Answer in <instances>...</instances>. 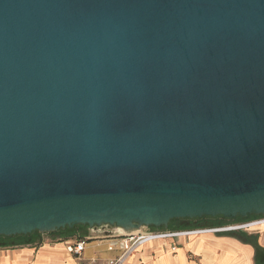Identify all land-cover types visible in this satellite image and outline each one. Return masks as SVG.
<instances>
[{"label": "water", "instance_id": "95a60500", "mask_svg": "<svg viewBox=\"0 0 264 264\" xmlns=\"http://www.w3.org/2000/svg\"><path fill=\"white\" fill-rule=\"evenodd\" d=\"M264 216V0H0V237Z\"/></svg>", "mask_w": 264, "mask_h": 264}, {"label": "crops", "instance_id": "0c3cea01", "mask_svg": "<svg viewBox=\"0 0 264 264\" xmlns=\"http://www.w3.org/2000/svg\"><path fill=\"white\" fill-rule=\"evenodd\" d=\"M257 228L255 232L196 233L149 242L126 264H255V248L242 236H256L257 245L264 248V223ZM106 238L88 230L82 238L87 239L84 251L77 258L66 246L80 239L47 235L31 244L0 248V264H106L115 254L107 251Z\"/></svg>", "mask_w": 264, "mask_h": 264}, {"label": "built area", "instance_id": "2783aa9c", "mask_svg": "<svg viewBox=\"0 0 264 264\" xmlns=\"http://www.w3.org/2000/svg\"><path fill=\"white\" fill-rule=\"evenodd\" d=\"M264 217V216H263ZM249 219L243 221H233L225 225L209 228V229H194V230H161L152 228H142L139 231L110 236L107 240V251L114 252L106 264H126L127 259L136 252L141 246L149 242L175 238L179 236H188L196 233H229V232H246L252 230L253 227H258L264 219ZM87 239L76 240L66 246V251L69 254L81 257Z\"/></svg>", "mask_w": 264, "mask_h": 264}, {"label": "trees", "instance_id": "16d2710c", "mask_svg": "<svg viewBox=\"0 0 264 264\" xmlns=\"http://www.w3.org/2000/svg\"><path fill=\"white\" fill-rule=\"evenodd\" d=\"M248 218L257 219L260 217H248ZM227 221H233V220L223 219L221 217H217L214 219L201 218L196 220H173L168 224V229L169 230L209 229V228L222 226ZM234 221H243V220L237 218L234 219ZM86 229L87 227L84 226H75L71 230L68 229L58 230L48 235L55 236L56 238H60L62 240H69L72 238L82 239L84 236H86ZM40 236H42V234L32 233L27 236H15L9 238L0 237V248L31 244L38 241ZM242 239L245 242L251 243L254 246L255 264H264V248H261L257 245L256 236L243 235Z\"/></svg>", "mask_w": 264, "mask_h": 264}, {"label": "rangeland", "instance_id": "374dc122", "mask_svg": "<svg viewBox=\"0 0 264 264\" xmlns=\"http://www.w3.org/2000/svg\"><path fill=\"white\" fill-rule=\"evenodd\" d=\"M249 219L250 218H247V219H244V220H248L249 221ZM258 219V218H257ZM262 219H264V217L263 218H261V220ZM251 220V219H250ZM234 221V220H233ZM233 221H227L225 224H227V223H230V222H233ZM224 224V225H225ZM263 224V223H262ZM257 230H259L257 227H255L253 230H250V231H246V232H255V231H257ZM88 231V229H86V232ZM241 232V231H240ZM48 234H44V235H42V236H40V238H45V236H47ZM48 236H51V235H48ZM51 237H53V236H51Z\"/></svg>", "mask_w": 264, "mask_h": 264}, {"label": "bare ground", "instance_id": "6f19581e", "mask_svg": "<svg viewBox=\"0 0 264 264\" xmlns=\"http://www.w3.org/2000/svg\"><path fill=\"white\" fill-rule=\"evenodd\" d=\"M264 223V221L261 222V224Z\"/></svg>", "mask_w": 264, "mask_h": 264}]
</instances>
